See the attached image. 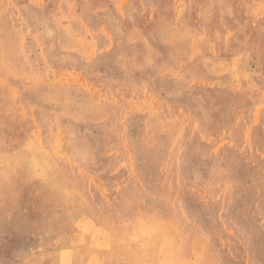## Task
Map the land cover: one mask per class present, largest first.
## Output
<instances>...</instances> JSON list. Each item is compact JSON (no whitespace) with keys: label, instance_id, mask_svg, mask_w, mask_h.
Wrapping results in <instances>:
<instances>
[{"label":"rangeland","instance_id":"374dc122","mask_svg":"<svg viewBox=\"0 0 264 264\" xmlns=\"http://www.w3.org/2000/svg\"><path fill=\"white\" fill-rule=\"evenodd\" d=\"M107 257L264 264V0H0V264Z\"/></svg>","mask_w":264,"mask_h":264},{"label":"bare ground","instance_id":"6f19581e","mask_svg":"<svg viewBox=\"0 0 264 264\" xmlns=\"http://www.w3.org/2000/svg\"><path fill=\"white\" fill-rule=\"evenodd\" d=\"M242 9V8H241ZM57 148H58V150H59V147L58 146H56ZM57 153V152H56ZM42 160L41 159H39V158H37V157H35V159L33 160V164H32V169H31V174H33V175H39V176H41V177H43L44 178V181L45 182H48V183H51V182H55L56 180H57V176H55V174L54 175H50V172H52V170H51V168H50V164H45L44 162H41ZM59 189L60 190H58L59 192H61L62 191V188L61 187H59ZM87 225V224H86ZM81 227H83V225L81 226ZM89 231V230H88ZM90 233V232H89ZM120 235V234H119ZM116 236V235H115ZM119 240L121 241V238H120V236H119ZM115 242H117V241H115ZM114 242V243H115ZM89 243V242H88ZM107 243V242H106ZM120 244V243H119ZM102 245V244H101ZM82 246V245H81ZM81 246H80V248H81ZM103 247V245L102 246H100V244H98V243H91L90 242V244H86V245H83L82 246V248H84V249H86L88 252L90 251V255H89V257L88 258H93L94 256V252L95 251H97L98 249H101ZM77 249H79V248H77ZM79 252L81 251V249L80 250H78ZM87 251H85V252H87ZM69 252V251H68ZM68 252H67V255H68ZM83 252V251H82ZM87 252V253H88ZM115 252V251H114ZM76 254H77V252H75ZM69 254H71V253H69ZM65 255V254H64ZM108 255V254H107ZM110 255L112 256V252L110 253ZM109 256V255H108ZM109 258L111 259V257L109 256ZM108 257H107V261H108V263H111V264H113L114 262H112L110 259H109ZM105 260H106V258H105ZM162 263V262H161Z\"/></svg>","mask_w":264,"mask_h":264}]
</instances>
